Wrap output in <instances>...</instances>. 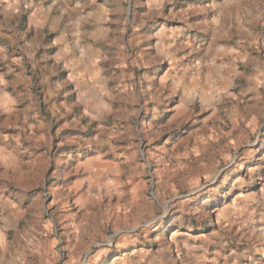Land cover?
Segmentation results:
<instances>
[{"label":"rangeland","instance_id":"obj_1","mask_svg":"<svg viewBox=\"0 0 264 264\" xmlns=\"http://www.w3.org/2000/svg\"><path fill=\"white\" fill-rule=\"evenodd\" d=\"M0 264H264V0H0Z\"/></svg>","mask_w":264,"mask_h":264},{"label":"crops","instance_id":"obj_2","mask_svg":"<svg viewBox=\"0 0 264 264\" xmlns=\"http://www.w3.org/2000/svg\"><path fill=\"white\" fill-rule=\"evenodd\" d=\"M44 27V26H43Z\"/></svg>","mask_w":264,"mask_h":264}]
</instances>
